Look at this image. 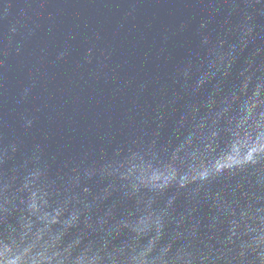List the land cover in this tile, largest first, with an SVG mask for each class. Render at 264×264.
<instances>
[{
  "label": "water",
  "instance_id": "1",
  "mask_svg": "<svg viewBox=\"0 0 264 264\" xmlns=\"http://www.w3.org/2000/svg\"><path fill=\"white\" fill-rule=\"evenodd\" d=\"M3 264H264V0H0Z\"/></svg>",
  "mask_w": 264,
  "mask_h": 264
},
{
  "label": "clouds",
  "instance_id": "2",
  "mask_svg": "<svg viewBox=\"0 0 264 264\" xmlns=\"http://www.w3.org/2000/svg\"><path fill=\"white\" fill-rule=\"evenodd\" d=\"M0 264H3V262H2V261H0ZM10 264H15V262H10Z\"/></svg>",
  "mask_w": 264,
  "mask_h": 264
}]
</instances>
